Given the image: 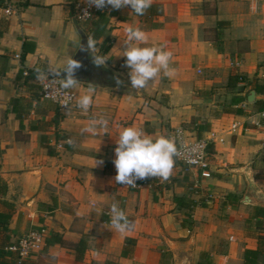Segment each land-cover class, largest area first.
Segmentation results:
<instances>
[{"label":"crops","instance_id":"obj_1","mask_svg":"<svg viewBox=\"0 0 264 264\" xmlns=\"http://www.w3.org/2000/svg\"><path fill=\"white\" fill-rule=\"evenodd\" d=\"M74 2L0 0V179L6 185L0 199L14 206L12 241L44 227L46 238L64 242L46 245L45 239L25 264H161L164 250L171 252L169 264H243L244 251L256 249L264 236V221L257 225L263 218L255 215L264 200L253 198L247 178L264 194V129L256 116L264 109V91L254 88L264 85V0H153L162 6L156 16L108 6L105 29L93 37L97 53L109 57L105 66L117 74L113 82L122 83L113 88L79 82L76 99L95 89L87 113L76 100L66 110L41 99L36 77L23 75L60 68L73 58L81 42ZM8 6L15 12L7 14ZM93 18L82 22L86 29ZM129 25L146 33L140 46L172 52L171 78L161 73L144 89L131 88L126 57L120 56ZM237 74L243 82L234 79ZM251 90L254 101L248 102ZM101 116L109 121L108 133H81ZM127 126L175 140L181 129L186 141L216 131L223 141L210 145V177L176 160L167 181L116 184L115 138ZM246 195L251 202L244 201ZM177 196L200 204L189 211L177 205ZM113 201L135 222L133 231L110 230ZM186 212L190 226L182 225Z\"/></svg>","mask_w":264,"mask_h":264},{"label":"clouds","instance_id":"obj_2","mask_svg":"<svg viewBox=\"0 0 264 264\" xmlns=\"http://www.w3.org/2000/svg\"><path fill=\"white\" fill-rule=\"evenodd\" d=\"M86 3L98 9H103L106 6L117 10L128 7L132 13L142 16L152 7L153 0H86ZM124 32L123 52L120 56L126 57L125 64L130 69L128 75L132 89H144L150 81H154L161 73L168 78L174 75V69L170 66L171 51L165 50L164 46H140L147 42L148 37L139 27L129 25L125 27ZM83 47L91 54L92 61L96 66L106 65L109 57L97 53L96 38L88 36L86 46ZM80 67V62L70 56L60 68L48 67L46 71L37 68L36 78L40 81H47L43 85L46 92L60 93L62 91L63 95L59 102L63 108L68 110L73 100L71 90L75 89L79 83L75 78V71ZM54 83L59 84L58 89L53 87ZM116 83L120 85L122 81L116 78ZM94 91L95 89L90 87L87 93L76 99L75 106L87 113L93 105L92 93ZM108 127L109 121L106 118L103 116L94 117L81 129V133L98 135L100 130L108 133ZM68 143L74 146V141L71 138H69ZM115 143L113 163L116 168V175L114 181L116 184L128 187H136L137 180L148 178H157L162 182L169 180L176 159L181 156L180 148L175 139L164 135L154 137L135 126L123 127L118 133V138H115ZM187 162L194 163L195 161L188 160ZM102 163V160L95 161L94 166ZM92 207L94 210L95 202H92ZM107 215L110 218L109 224L112 231L126 233L133 231L136 227L135 222L128 218L117 201L111 203Z\"/></svg>","mask_w":264,"mask_h":264},{"label":"built area","instance_id":"obj_3","mask_svg":"<svg viewBox=\"0 0 264 264\" xmlns=\"http://www.w3.org/2000/svg\"><path fill=\"white\" fill-rule=\"evenodd\" d=\"M108 8L109 7L106 6L103 9H98L95 6L87 4L86 0H75L73 5V17L77 22H85L94 17L99 12H106ZM5 11L7 14H12L15 12V8L8 6L7 8H5ZM14 57L19 58L20 55L16 53L14 54ZM27 73V70L23 71V75H27ZM237 75L238 80L240 82H243V75ZM35 80L39 86V96L41 99L52 102L59 109H65L59 102L63 95L62 91L60 93L46 92L43 85L47 83V81H40L37 80V78H35ZM53 87L58 89L59 84L54 83ZM71 94L73 96L71 106H73L76 100V93L71 90ZM256 116H258L260 120L258 122L256 121L257 124L264 129V109L258 111L256 113ZM238 125L239 124L237 122L232 123L230 126V130L235 131ZM181 133V129H177L175 132L177 146L181 151V156L176 160L184 165L186 169L193 170L197 176H200L202 178L210 177L211 161L209 157L208 147L211 144L216 143L217 141H223V138L219 137L216 131H209L206 136L186 141L182 138ZM188 160H194L195 162L189 163L187 162ZM46 234V229L44 227L31 229L29 232L17 237L8 247V249L16 253L18 261L20 262L31 257L43 248L45 244Z\"/></svg>","mask_w":264,"mask_h":264},{"label":"trees","instance_id":"obj_4","mask_svg":"<svg viewBox=\"0 0 264 264\" xmlns=\"http://www.w3.org/2000/svg\"><path fill=\"white\" fill-rule=\"evenodd\" d=\"M149 10L150 16L160 15L162 13V6L160 4H152V7ZM110 14V13H109ZM93 18V22H91L92 28L86 29V26L82 22H76L77 25L83 28V31L87 32L92 36H99L105 29V26L108 21V14L106 12H99ZM147 19H145L146 21ZM226 22L219 21L218 24H224ZM83 24V25H82ZM147 26V25H146ZM148 27V26H147ZM1 33V32H0ZM109 48L108 45L104 47L103 52H105ZM37 76L35 71H28L25 77L34 78ZM236 81H238V75L234 77ZM255 90L264 91V85H259L254 87ZM37 96L35 99H38ZM241 99V98H239ZM238 99V100H239ZM243 99V98H242ZM259 102H255L254 105H258ZM258 108L263 109V107L258 106ZM236 112H241V109H236ZM55 127L59 122V114L56 113L54 119L51 121ZM57 138L64 137L62 134L55 133ZM198 138H200V133H198ZM209 153L211 152L210 146L208 147ZM6 190L5 183L0 179V193L4 194ZM177 205L185 207L187 210L191 211L195 206L199 205V201H195L190 198H186L185 196H177L175 198ZM14 211L13 204L7 202L6 200L0 199V264H25V261H18V257L15 252L8 249L11 245L13 230L9 227V221ZM255 215L262 217L263 220H257V225L263 224L264 221V206H256L255 207ZM132 220L131 218H129ZM191 216L190 212H186L185 219L182 221V225L190 226L191 224ZM52 243H60L63 244V240L60 237H47L46 245ZM82 241L80 240L77 243V247L79 248ZM171 257V252L168 250H164L161 254V264H169V260ZM243 264H264V236H259V244L256 249H246L244 251V263Z\"/></svg>","mask_w":264,"mask_h":264},{"label":"water","instance_id":"obj_5","mask_svg":"<svg viewBox=\"0 0 264 264\" xmlns=\"http://www.w3.org/2000/svg\"><path fill=\"white\" fill-rule=\"evenodd\" d=\"M77 30L81 36V47L78 48L76 53L73 56V59H76L80 62L81 67L75 71V78L79 82H97L100 86H106V87H115L117 84L114 81L117 74L113 72L111 69L107 68L106 66L98 67L96 66L92 61L91 54L84 50L83 46H86L87 43V34L83 29L77 25ZM79 45V46H80ZM64 73L62 72V75ZM255 96V91L251 90L249 94L247 95V101L253 102ZM247 171L249 173V169L247 168ZM248 181H249V190L251 191V194L253 198L258 200H264V194L260 192V190L257 188L253 178L251 175H247ZM245 202H251V199L248 195L244 197Z\"/></svg>","mask_w":264,"mask_h":264}]
</instances>
